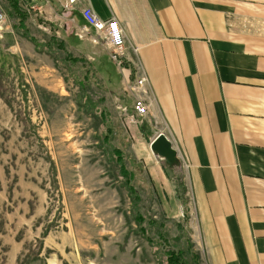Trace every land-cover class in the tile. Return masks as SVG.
I'll return each instance as SVG.
<instances>
[{
    "label": "rangeland",
    "instance_id": "1",
    "mask_svg": "<svg viewBox=\"0 0 264 264\" xmlns=\"http://www.w3.org/2000/svg\"><path fill=\"white\" fill-rule=\"evenodd\" d=\"M11 6L0 0V264H167L159 245L210 264L190 194L179 187L185 203L170 207L152 169L167 167L149 147L164 132L143 136L132 93L99 78L101 45L78 36L55 0H25L29 34L67 48L38 50L14 29Z\"/></svg>",
    "mask_w": 264,
    "mask_h": 264
},
{
    "label": "crops",
    "instance_id": "2",
    "mask_svg": "<svg viewBox=\"0 0 264 264\" xmlns=\"http://www.w3.org/2000/svg\"><path fill=\"white\" fill-rule=\"evenodd\" d=\"M84 6L124 35L119 68L84 33L101 45L99 78L125 84L135 64L147 76L143 136L163 131L181 162L152 165L165 201L184 204L179 187L190 194L210 264H264V0H78L66 15L80 37Z\"/></svg>",
    "mask_w": 264,
    "mask_h": 264
},
{
    "label": "built area",
    "instance_id": "3",
    "mask_svg": "<svg viewBox=\"0 0 264 264\" xmlns=\"http://www.w3.org/2000/svg\"><path fill=\"white\" fill-rule=\"evenodd\" d=\"M62 8L69 11L78 0H58ZM81 14L86 21V25L81 28L82 34L86 33V30L92 28L94 33L100 40H103L110 49V58L118 67H121L124 60L123 56L125 53V40L121 26L119 22L110 18L106 21L97 17L93 10L89 6L81 8ZM5 20V13L0 8V28ZM1 30V29H0ZM97 39H94L96 41ZM136 76L125 83L126 91L132 93L133 99L131 101V117H145L149 113L151 106L150 96L147 89V76L136 65ZM125 111V108H123Z\"/></svg>",
    "mask_w": 264,
    "mask_h": 264
},
{
    "label": "trees",
    "instance_id": "4",
    "mask_svg": "<svg viewBox=\"0 0 264 264\" xmlns=\"http://www.w3.org/2000/svg\"><path fill=\"white\" fill-rule=\"evenodd\" d=\"M11 1V8H12V14L16 16L17 22L16 25L14 26V29L22 34L24 37L28 38L31 40L34 44L36 49H45L48 52H55L56 50H59L61 48H66V43L63 40H60L56 38L54 34H51L44 38V41H41L39 38L29 34L27 31V13L23 9L22 3L25 0H10ZM66 58L71 60L72 63H76L79 59V57H73L70 54H67ZM83 59V57H81ZM136 222L139 224L140 229L142 231H145V227L143 226V223L145 221V218L142 217L139 214H136L135 216ZM149 243H152L151 240H149ZM166 255V261L167 264H187L185 261V258H183L181 252H174L173 250L170 249H165L162 245H159Z\"/></svg>",
    "mask_w": 264,
    "mask_h": 264
},
{
    "label": "water",
    "instance_id": "5",
    "mask_svg": "<svg viewBox=\"0 0 264 264\" xmlns=\"http://www.w3.org/2000/svg\"><path fill=\"white\" fill-rule=\"evenodd\" d=\"M149 147L154 155L163 160L170 169H177L180 166V159L176 149L164 133L158 132L150 141Z\"/></svg>",
    "mask_w": 264,
    "mask_h": 264
}]
</instances>
